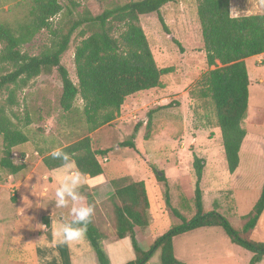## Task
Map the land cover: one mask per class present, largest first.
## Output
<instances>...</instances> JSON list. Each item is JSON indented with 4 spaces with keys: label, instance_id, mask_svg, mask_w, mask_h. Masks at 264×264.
<instances>
[{
    "label": "trees",
    "instance_id": "1",
    "mask_svg": "<svg viewBox=\"0 0 264 264\" xmlns=\"http://www.w3.org/2000/svg\"><path fill=\"white\" fill-rule=\"evenodd\" d=\"M21 12L13 14L10 21L0 22V93L6 92L5 104L0 105V137L2 156L0 168L10 175L24 169L23 164L12 162L14 147L28 142L25 133L13 120L11 110L18 105L17 92L25 89L41 75L56 73L61 83L59 105L69 113L76 98L83 103V116L89 133L110 124L121 110L127 97L160 87V78L171 73V67L159 69L154 61L146 36L139 25V16L155 14L167 32L161 16V8L177 0H139L91 16L86 12L81 19L63 33L52 29L51 20L62 12L59 0H11ZM230 0H198L196 15L201 27L205 62L213 69L204 73L199 82L198 95L213 109L215 127L219 129L226 171L233 174L239 166V151L246 137L245 120L248 112V87L250 84L244 60L264 53V15L231 17ZM83 38L74 48L73 65L77 83L74 84L61 57L68 50L71 36L80 26ZM121 28L116 37L117 28ZM41 30L52 35L49 46L37 56H30L22 47L30 43ZM169 34V33H168ZM148 114V121L150 115ZM147 138V135L144 136ZM122 146L133 148V141ZM71 156V163L89 179L103 174L101 161L108 150H94L89 136L62 147ZM43 156L42 164L48 170L65 166L51 157ZM205 160L194 156V215L183 219L171 209L168 189L165 201L180 224L171 226L155 238L148 250L142 251L135 239L134 229H145L149 224L150 203L145 183L120 179L112 180L113 194L108 200L110 227L113 237H129L135 258L126 264H146L155 252H159L160 264H183L173 254L172 241L179 235L202 228L221 229L229 242L253 255L248 264H257L264 257V242L253 241L251 234L264 213V176L260 193L251 210L240 217V228H234L229 220L216 211L206 212L202 206L201 178ZM155 180L166 185V177L155 172ZM91 202V201H90ZM86 238L95 252L97 264H109L102 248L108 235L94 223L87 226Z\"/></svg>",
    "mask_w": 264,
    "mask_h": 264
},
{
    "label": "rangeland",
    "instance_id": "2",
    "mask_svg": "<svg viewBox=\"0 0 264 264\" xmlns=\"http://www.w3.org/2000/svg\"><path fill=\"white\" fill-rule=\"evenodd\" d=\"M130 1L139 0H59L62 12L51 20L52 29H59L65 33L86 12L91 16H97L107 9L122 6ZM197 5L198 0H177L175 3L163 6L160 12L167 32L163 31L155 14L139 16V25L146 36L157 67L159 69L171 67L173 71L161 76L159 88L127 97L116 121L108 125L89 133L82 112L83 103L79 98H76L69 113L62 111L59 105L61 83L55 72L49 76L37 77L25 89L17 92L18 105L8 111L9 114L13 112L15 116L13 121L25 133L28 142L20 145L24 150H12L15 152L12 162L20 164L26 154L29 155L27 161L32 159L38 161L41 156L57 148L89 136L94 150L109 151L105 156L106 162L103 161L104 158H98L103 168L101 177L110 184V190L106 191L107 198L97 206L90 200L88 191L81 193V196L86 197L87 202L93 206V214L99 226L106 227L107 220L110 221L108 200L114 192L110 182L116 179H120L122 184L132 180L145 183L151 204L150 212L154 220L148 229H144L145 233L161 235L175 224L176 217L172 215L165 201V189H168L171 209L179 213L183 219L189 220L194 214L193 202L191 198L184 199V195L193 196V175L192 180L184 181L183 184L179 183L177 177L182 173L187 179L192 174L191 164L194 156L204 159L208 168L210 166L214 167V170L222 168L226 173L224 181L218 182L211 190H206V199L205 190L202 189L204 210L213 209L208 195L213 196L220 206L226 204L227 200L229 202L227 198L229 193L226 190L232 184L230 183L232 176L229 177L230 174L226 171L220 132L215 127L212 107L198 95V82L201 76L213 67H208L205 62L201 27L196 15ZM18 12H21V7L14 8L13 1L0 0V22L10 21L13 14ZM120 29V27L116 29L114 33L116 37ZM84 31L86 33L83 25L74 30L68 50L61 57V65L66 68L74 84L77 80L73 52L79 42L87 37L88 34L83 38L80 37V33ZM51 39L50 31L41 30L30 43L22 47V51L30 56H37L49 46ZM256 60L249 58L245 61L250 81L248 116L252 111H257L262 114V120L253 128L248 127L247 124L245 128L253 135L258 133L255 138L259 139L258 153L253 152L251 148L243 153V166L237 175L240 178L238 183L243 187V182H248L252 186V189L244 187L243 193L240 194L247 199L255 194L257 196L264 174V57L261 58L260 64ZM5 98L6 92L0 93V105L5 104ZM149 112L152 113L148 121ZM145 135L147 138L144 137ZM127 141H133L134 147L122 146ZM2 148L0 137V157ZM41 170L48 172L44 165L41 166ZM155 172L163 173L168 178L166 185L155 180ZM54 184L57 185L56 182ZM42 185L49 188L48 183ZM203 187L206 188L205 185ZM52 191H55V188H52L49 194H52ZM218 191L221 193L217 194ZM249 206V203H241L237 214L245 215L250 209ZM24 209L21 201L10 200L8 189L0 188V214H7L9 225L15 231V239L27 236L34 229H38L34 225V215L27 216ZM10 215H13V219H10ZM3 218L5 219V216ZM230 223L236 229L241 226L240 218L237 216L233 217ZM107 230L108 238L110 236L114 238L112 226ZM210 232L221 238L224 236L221 229H202L181 239L185 242L184 247L180 245V249L186 248V254L194 258L199 254L206 256L205 251L208 246L211 252H216L214 257L225 258L234 254L244 260L241 261L243 264L250 262L253 255L238 247L232 245L227 251L216 248V243L214 247L215 237L209 235ZM250 239L264 242V214ZM16 242L21 243L20 239ZM15 247L11 253L14 258L28 262L33 260L29 240ZM156 260L154 257L151 264H155Z\"/></svg>",
    "mask_w": 264,
    "mask_h": 264
},
{
    "label": "crops",
    "instance_id": "3",
    "mask_svg": "<svg viewBox=\"0 0 264 264\" xmlns=\"http://www.w3.org/2000/svg\"><path fill=\"white\" fill-rule=\"evenodd\" d=\"M229 11L231 17H241V16H249V15H264V0H230L229 2ZM264 57V53L260 55H256L250 58L257 59L256 62L258 64L261 63V58ZM249 59L246 58L244 62ZM262 79H260V82ZM121 111V110H120ZM250 112V108L248 105L247 116ZM117 119V118H116ZM262 114H259L257 111H252L251 115L246 117L245 125L253 128V126L261 123ZM116 121V120H115ZM246 129V128H245ZM258 133L252 134L246 130V137L243 141V144L239 151V166L233 174H230L229 177L232 176V180L230 183V187L226 190L229 193V202L227 200L226 204H222V206L218 205L217 200L213 198V196L208 195V199L210 200L213 209L209 211H216L224 215L229 222H231L232 218L237 216L240 218L243 215L237 214L238 208L241 203L246 204L249 203L250 206L248 208L251 210L252 206L255 204L260 191L256 196H252L247 199L245 196H241L242 189L244 187L246 189H252V186L248 182H243L244 187L238 183L241 166H243L242 155L248 149L251 148L253 152H257V146L259 145V139H255ZM24 150V148L17 146L14 147L13 150ZM15 152L12 151V154ZM258 153V152H257ZM256 153V154H257ZM264 153V151H263ZM47 155V154H46ZM45 156V155H43ZM37 161L32 159L31 161H27L28 163H24V169L20 172L10 175L6 171H3L0 168V188L8 189L10 200L13 202L21 201L24 205V211L27 216L34 215V225L38 227V229H34L31 234L21 236L18 239H15V231L12 226H10V222L7 219V214H0V264H97V259L94 250L88 239L85 237L84 240L79 242H74L68 245H58L56 243V239L54 237L55 226L60 223H67L72 220V216L70 214V208L73 206L70 204L67 208H56L55 200H54V192L49 194L52 188L58 187L59 181L63 178V175L70 174V171L75 169H68L66 166L60 167L55 170H48L47 173L41 170V166L43 165L41 162L42 157ZM106 159V158H105ZM14 163V162H13ZM15 164V163H14ZM264 164V163H263ZM214 168V167H213ZM211 166L205 164L203 169V174L201 178V190H205V199H206V190H211L213 186H217L218 182L224 181L226 178V173H224L222 168L218 170H214ZM222 171V172H221ZM182 172V170H181ZM264 173V172H263ZM193 175L190 174L187 179L182 173L178 175L177 179L180 181L179 183L183 184L184 181L189 182ZM102 175L89 179L87 175L84 176L85 183L82 187H80V194L88 191L90 194V200L92 203L99 206L102 204L106 197V191L110 190V184L106 179L101 177ZM264 176V174H263ZM168 178H166L167 180ZM177 180V181H178ZM192 180V179H191ZM134 182H140L138 180H132ZM194 181V176H193ZM57 183L55 185L54 183ZM263 182V180H262ZM42 183H48L49 188L47 186H43ZM203 185L206 186L203 187ZM194 186V182H193ZM229 186V185H228ZM262 186V185H261ZM40 188V190H39ZM255 188V192H256ZM14 192L13 194H10ZM208 192V191H207ZM220 194L221 192H216ZM191 198L193 196L184 195L185 198ZM222 195L220 198L222 199ZM226 197V194H224ZM203 198V193H202ZM249 201V202H248ZM2 203H4L2 201ZM7 203V202H6ZM203 209H204V200L202 199ZM80 204H89L87 202L86 197L82 200L76 202V206ZM151 207V204H150ZM205 211V210H204ZM206 211V212H209ZM248 211V212H249ZM247 212V213H248ZM264 214V213H263ZM22 215V213H21ZM194 215V214H193ZM5 216V219L3 218ZM95 225L105 233L108 231L107 229L110 227V224L107 220V226H99L94 214L92 215ZM2 219V220H1ZM10 219H13V215H10ZM174 225L180 224V220L174 218ZM154 223L153 215L150 212L149 208V224L145 229H148L149 225ZM239 223V222H238ZM173 225V226H174ZM46 226V227H45ZM258 225L254 229L257 230ZM202 229H215V228H202ZM202 229H197L191 231L189 233L179 235L173 238L172 246H173V254L177 261L183 264H243L241 260L236 257V255L232 254L229 257L219 258L214 257L213 251H210V247H206V256L198 255L194 258H191L189 254H186V248L180 249V245L184 247V242L181 239L197 233ZM217 229V228H216ZM107 230V231H106ZM135 239L142 251H146L149 249L153 241L158 234H148L144 232V229H140L135 227L134 229ZM108 235V234H107ZM211 236H214V247L223 248L224 250H230L232 244L229 242L227 237L224 235L218 236L214 232H210ZM21 241V243H17L16 240ZM29 240L31 246V252L33 255V260L28 262L22 259L14 258L11 253L15 250V245H23ZM234 246V245H233ZM237 247V246H235ZM102 248L108 258L109 264H126L127 262L133 261L135 258L133 248L131 245V240L129 237H125L123 239L112 238L111 236L108 239H104L102 241ZM239 248V247H238ZM241 249V248H240ZM214 250V249H213ZM211 252V254L209 253ZM159 252H155L153 256L148 260L146 264H151V261L154 257H156V263H159ZM230 260V261H227ZM160 264V263H159ZM257 264H264V257H262L261 261Z\"/></svg>",
    "mask_w": 264,
    "mask_h": 264
},
{
    "label": "clouds",
    "instance_id": "4",
    "mask_svg": "<svg viewBox=\"0 0 264 264\" xmlns=\"http://www.w3.org/2000/svg\"><path fill=\"white\" fill-rule=\"evenodd\" d=\"M50 155L53 159L60 160L68 169H75L74 163L70 162V154L62 148L53 150ZM84 183V174L78 169H75L70 171V174L63 175L58 187L55 188L54 200L56 208H67L70 204L73 205L70 208L72 220L55 226L53 234L58 245L79 242L86 237L87 226L91 222L94 209L90 204L76 206V202L83 199L79 189Z\"/></svg>",
    "mask_w": 264,
    "mask_h": 264
},
{
    "label": "built area",
    "instance_id": "5",
    "mask_svg": "<svg viewBox=\"0 0 264 264\" xmlns=\"http://www.w3.org/2000/svg\"><path fill=\"white\" fill-rule=\"evenodd\" d=\"M13 155H14V154H12V157H13ZM35 155H37V153H35ZM28 157H29L28 154L24 155V157H23V158L21 159V161H20V162H21L20 164H24V163L26 162V160L28 159ZM103 161L106 162V159L104 158ZM15 165H19V164H16V163H15ZM13 193H14V192H11V194H13Z\"/></svg>",
    "mask_w": 264,
    "mask_h": 264
},
{
    "label": "water",
    "instance_id": "6",
    "mask_svg": "<svg viewBox=\"0 0 264 264\" xmlns=\"http://www.w3.org/2000/svg\"><path fill=\"white\" fill-rule=\"evenodd\" d=\"M159 176L161 175V174H158Z\"/></svg>",
    "mask_w": 264,
    "mask_h": 264
}]
</instances>
